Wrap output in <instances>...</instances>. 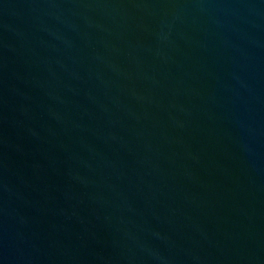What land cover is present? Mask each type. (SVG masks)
I'll list each match as a JSON object with an SVG mask.
<instances>
[{
    "label": "water",
    "instance_id": "95a60500",
    "mask_svg": "<svg viewBox=\"0 0 264 264\" xmlns=\"http://www.w3.org/2000/svg\"><path fill=\"white\" fill-rule=\"evenodd\" d=\"M0 264H264V0H0Z\"/></svg>",
    "mask_w": 264,
    "mask_h": 264
}]
</instances>
